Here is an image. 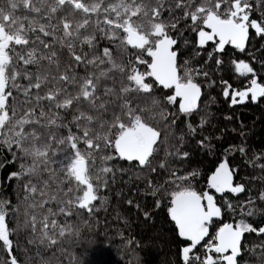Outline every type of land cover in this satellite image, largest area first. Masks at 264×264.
Instances as JSON below:
<instances>
[{
  "label": "trees",
  "instance_id": "obj_1",
  "mask_svg": "<svg viewBox=\"0 0 264 264\" xmlns=\"http://www.w3.org/2000/svg\"><path fill=\"white\" fill-rule=\"evenodd\" d=\"M86 2L91 3L93 0ZM114 2L115 0H102L104 6ZM137 2H143L150 7L156 6L157 3L163 4L160 19L169 25L166 31L176 40L171 50L177 53V74L182 82H186L190 75L201 90L197 107L191 113H181L179 97H176L175 102L172 103L167 100V97L175 95L174 88H164L152 77H146L145 82L152 85L151 93H131L128 99L132 102L133 108H151V112L144 113L145 118L161 132L156 151L150 158L149 164L141 166L137 161L122 159L112 144L100 141V149L93 152V158L90 160L92 176L99 174L102 177L101 186L96 193L99 199L93 202L91 213L76 208L72 210L71 216L58 214L52 217L60 224H68L73 229L63 237L58 235L57 230V243L54 245H49L47 242L43 245L38 242L29 243L34 237L30 227L24 226L26 203L22 187L27 182V178L9 180L8 175L20 171L21 164H28L30 161L21 159L18 150L14 147L9 150L0 143V201L10 202V206H7V222L10 230H13L11 255L16 258L18 264H184L182 249L190 244L178 235L175 224L169 217L168 209L171 207L172 193L189 189L201 197L205 192L210 194L208 178L222 162L227 163L232 173L233 186L243 185L244 190L239 193L230 191L213 196L215 205L220 209V215L207 225L208 234L192 249L189 254V264H202L209 255L214 258L216 264H226L220 259L222 254L216 253L214 249L209 250L216 244V234L224 224H232L235 227L243 221L256 228L264 227V97H257L253 101L249 93L243 102L232 104L231 95L233 92L249 89L253 79L258 84L264 85V35H257L255 29L249 28L243 50L231 43H226L223 49L219 50L217 47L219 41L215 37L201 46L199 29L203 28L206 32L209 30L202 20L193 24L190 17H185L186 9L177 8V0H137ZM184 2L187 5H198L205 0H184ZM248 3L251 5L250 19L264 23V0H248ZM4 5L5 0H0V6ZM229 6L228 3L223 4L221 12ZM187 10L192 11L194 7ZM70 13V18L75 21L85 18L83 13H72L71 6L66 5L53 15L51 23L58 24L61 17ZM17 14L36 16L40 23H49L42 18L43 14L27 13L23 9ZM112 15L114 18V14ZM97 18L102 21L103 13L99 17L96 14L91 15L90 26L81 31V37L95 35L94 44L89 47L76 40L75 54L92 60L94 57L102 56L103 49L107 47L112 51L117 63L128 65L131 61L141 73L150 71L148 64L151 63V56L148 55L147 48L122 46L119 39L109 40L97 30L95 24ZM173 23L176 24L175 28L170 26ZM101 27L105 26L101 24ZM37 35L45 43L52 45L51 49L44 51L57 53L55 59L60 71L71 66L76 76L84 78L89 73H98L100 68L111 67L107 63L99 66L86 63L77 65L72 51L58 41L62 31L57 30L48 37L37 31L31 34L34 43L24 47L16 46L15 51L11 53L14 60L8 74L11 77L15 71L21 75L15 81L9 79L7 91L12 93L8 98L9 111L15 110L17 118L29 109H35L36 116L41 109L48 117L56 113L57 124L61 125L60 127L52 125L40 128L35 124L25 126L29 132L34 128L38 129L43 132L45 138L51 134L57 139L66 137L69 129L80 134L73 117L78 115L82 108H86V105L74 104L68 109H57L47 100L37 101V94L43 96L52 84H46L39 90L33 88L28 96L24 94V89L29 84V80L24 78L25 72L35 74L38 68L40 71L49 70L47 61H42L39 66L24 65L17 58L31 48H41L39 42H35ZM119 35L122 37L123 32L120 31ZM137 57L145 63H139ZM218 60L219 64H217ZM239 61L249 64L253 71L243 75L238 73L235 63ZM51 72L56 73L54 66ZM32 83H35L34 79ZM125 83L126 79L120 72L112 71L102 80L98 94H102L106 89H114L118 94ZM13 84L16 86L13 87ZM226 88L230 92L228 97L224 95ZM76 92L75 87L68 86L69 94L75 95ZM105 99L114 101L109 105L107 114L103 116V119L111 122L113 115L121 112L120 104L123 101L117 100L116 95ZM152 99L159 101V105L152 106ZM43 123L46 124L47 121L44 120ZM94 127L98 128V124ZM114 135L115 130L109 134L113 143ZM2 140L3 136H0V141ZM201 141L203 144L200 143ZM78 146L82 152L89 151L83 143ZM241 148L244 149L243 152L240 151ZM67 151H69L68 145H64L61 155L55 159H62L63 153ZM14 152L17 153L15 158ZM185 152L188 153L187 157L181 155ZM51 166L57 169L60 167L59 164ZM104 167H109L112 171L100 172L99 170ZM182 177L187 179H181ZM60 179H64L62 173ZM93 182L96 183L95 179ZM69 187L74 189L73 195L79 194L75 191L74 182L55 181L50 191L57 195V200L50 201L44 209H35L38 218L47 214L48 208L58 213L60 201L71 198L63 196L59 190L66 191ZM35 199L40 200L39 193ZM17 208L19 211H14ZM241 244L238 264H262L264 234L246 232L242 236ZM0 264H11L9 253L2 243H0Z\"/></svg>",
  "mask_w": 264,
  "mask_h": 264
},
{
  "label": "snow or ice",
  "instance_id": "obj_2",
  "mask_svg": "<svg viewBox=\"0 0 264 264\" xmlns=\"http://www.w3.org/2000/svg\"><path fill=\"white\" fill-rule=\"evenodd\" d=\"M225 3L230 6L221 12L222 5ZM66 5L71 6L72 13H83L85 18L75 21L70 18V13L61 17L58 24L53 25L51 23L53 15ZM176 7L185 8L184 16L190 17L193 24L202 20L203 24L211 29V32H206L203 28L199 29L198 36L201 46L206 41L212 40L214 36H218L217 47L219 50H222L226 43H231L243 50L249 28L255 29L257 35H264V23L250 19L251 5L248 0H205L204 3L198 5H187L184 0H177ZM190 7H194V10H187ZM162 8V3L150 7L143 2H137V0H115L114 3H109L107 6L103 5L102 0L99 2L93 0L91 3L86 0H52V2L49 0H5V5L0 6V136H3L0 143H3L9 150L14 147L18 150L21 159L30 161L28 164H21L20 171L11 172L8 175L9 180L27 178V182L22 187L26 203L24 226L30 227L34 237L29 240L30 244L38 242L43 245L47 242L49 245H54L57 243V230L60 237L73 231L70 225H62L52 217L58 214L71 216L72 210L76 208L85 209L89 213L93 211V202L99 199L96 193L101 186L102 177L99 174L95 177L92 176L90 160L93 158V152L100 149V141L112 144L122 159L138 161L141 166L149 164L150 158L156 151L161 132L145 118L144 113L151 112L152 109L149 107L133 108L132 102L128 99V95L131 93H151L152 85L145 82L146 77H154L164 88L175 86V95L167 97V100L172 103L175 102L176 97H180L179 109L181 113H191L197 107L196 102L201 94L200 87L193 82L190 75L186 82H182L177 74V53L171 50L172 46L176 44V40L172 39L166 31L169 25L160 19ZM21 9L27 13L43 14L42 18L49 23H40L36 16L18 15L17 13ZM101 13H103V20L97 18L95 21L97 30L109 40L119 39L122 46L147 48L148 55L152 57V62L148 64L150 71L141 73L131 61L128 65L117 63L112 51L107 47L103 49L102 56L94 57L92 60L75 54L74 42L76 40H80L89 47L94 44L96 36L84 35L81 37V31L90 26L91 15L96 14L99 17ZM112 14H114V18ZM101 24L105 27H101ZM170 26L175 28L176 24L173 23ZM57 30L62 31V36L58 38L59 43L72 51L77 65L81 63L98 66L106 63L111 65L107 69L100 68L98 73H89L84 78L76 76L71 66L60 71L59 64L55 59L57 53L44 51L51 49L52 45L45 43L39 35L36 36L35 42H39L41 48H31L25 54L18 55L17 58L24 65L39 66L42 61H47L49 64L48 71H40L38 68L35 74L28 72L23 74L24 78L29 80L27 88L24 89L25 96H28L33 88L39 90L46 84H52V87L48 88L43 96L37 94V101L47 100L57 109H68L74 104L86 105V108H82L79 114L73 117L80 134L69 129L68 135L59 139L54 134L45 138L43 132L36 128L31 132L25 128L26 125L32 124L39 125L40 128L52 125L60 127L61 125L57 124L58 115L56 113L48 117L47 113L41 109L39 115L36 116L35 109H29L17 118L15 110L9 111L8 98L12 93L7 91L9 79L15 81L21 75L15 71L11 77L8 74L14 60L11 53L15 51L16 46L24 47L34 43L31 34L37 31L44 37H48ZM120 31L123 32L122 37L119 35ZM137 61L141 64L145 63L139 57H137ZM219 63L218 60L217 64ZM53 66L56 68L55 74L51 72ZM235 69L242 75L253 71L244 61L235 63ZM112 71L120 72L125 77L126 83L120 88L118 94L114 92V89H106L102 94H98L102 80L107 78ZM33 79L35 83H32ZM15 86L13 84V87ZM68 86L77 89L75 95L68 93ZM249 93L253 101L257 97H264V85L258 84L253 79L249 89L231 93L232 104L243 102ZM112 95H116V99L122 100L123 103L120 104L121 112L114 114L112 121L109 122L103 119V116L107 114L109 105L114 101L105 99V97ZM224 95L225 97L230 95L227 88ZM151 105L158 106L159 101L152 99ZM44 120L47 121L46 124L43 123ZM97 124L98 128L94 127ZM63 126L67 127V125ZM113 130H115L114 143L109 137ZM80 143L86 145L89 151L82 152L78 146ZM200 143L203 144V141ZM64 145H68L69 151L63 153L62 159H55L61 155ZM240 151L243 152L244 149L241 148ZM16 155L17 153L14 152L13 157L15 158ZM181 155L187 157L188 153L185 152ZM105 159H111V157H105ZM56 164L60 165L59 169L51 166ZM99 171L109 173L112 169L104 167ZM61 173L64 177L62 180L60 179ZM94 179L96 183L93 182ZM181 179H187V177ZM57 180L60 183L74 182L75 191L79 194L73 195L72 187L66 191L60 189L63 196L71 198L60 201L61 206L58 213L48 208L47 214L38 218L35 209H44L50 201L57 200V195L50 191L52 184ZM149 183L151 184V181ZM209 186L215 188L217 192H224L227 189L239 193L244 190L243 185L233 186L232 173L226 162H222L209 178ZM37 193L40 196L39 201L35 199ZM202 199L208 201L206 211L201 205ZM171 203L172 207L168 211L179 229V235L191 242L190 246L182 249L184 264H189V254L192 249L208 234L206 221H209L213 216H219L220 209L216 207L213 197L207 192L201 197L189 189L173 192ZM7 206H10L9 201H0V243L8 251L11 264H18L16 258L11 255L13 230H10L7 222ZM14 211H19V209H14ZM246 232L264 234V227L256 228L243 221L236 224L235 227L232 224H224L217 232L218 243L212 245L209 250L214 249L216 253L222 254L220 259L226 264H238L237 258L242 248L241 240ZM229 250L230 255H223ZM202 264H216V261L209 255Z\"/></svg>",
  "mask_w": 264,
  "mask_h": 264
},
{
  "label": "water",
  "instance_id": "obj_3",
  "mask_svg": "<svg viewBox=\"0 0 264 264\" xmlns=\"http://www.w3.org/2000/svg\"><path fill=\"white\" fill-rule=\"evenodd\" d=\"M206 27V26H205ZM206 29H208L209 30V32H211V29H209V28H207L206 27ZM218 41H219V37L218 36H214ZM151 62H152V57H151ZM150 70V69H149ZM154 80H155V78L154 77H152ZM155 82L159 85V86H162L163 87V85H160L156 80H155ZM173 88H174V91H175V86L173 85L172 86ZM200 97H201V94H200ZM200 97H199V99H200ZM179 99L181 100V98L179 97ZM199 99L197 100V102L196 103H198V101H199ZM179 105H180V101H179ZM138 162V161H137ZM216 172V171H215ZM215 172H213L211 175H210V177L215 173ZM209 177V178H210ZM209 178H208V182H207V185H208V188L209 189H211V190H214L217 194H220V193H226V192H230V190H225L224 192H217L216 190H215V188H212V187H210L209 186ZM172 202V201H171ZM213 202H214V199H213ZM215 204V203H214ZM201 205H202V207L204 208V210L206 211L207 210V207H208V201H207V199H202L201 200ZM171 207H172V203H171ZM217 207V206H216ZM169 217H170V219H171V216H170V214H169ZM218 216H213V217H211V219L209 220V221H206V227H207V225L212 221V220H214V219H216ZM172 220V219H171ZM173 221V220H172ZM173 223L175 224V227H176V229H177V232H178V235H179V229H178V227H177V225H176V223H175V221H173ZM180 236V235H179ZM216 236H217V234H216ZM181 237V236H180ZM206 237V236H205ZM204 237V238H205ZM184 241H186V242H188L189 244H191V242L189 241V240H187L186 238H184V237H181ZM203 238V239H204ZM202 239V240H203ZM202 240L199 242V244L202 242ZM216 243H218V241L216 240ZM199 244H197V245H199ZM196 245V246H197ZM229 252H230V250H229Z\"/></svg>",
  "mask_w": 264,
  "mask_h": 264
},
{
  "label": "flooded vegetation",
  "instance_id": "obj_4",
  "mask_svg": "<svg viewBox=\"0 0 264 264\" xmlns=\"http://www.w3.org/2000/svg\"><path fill=\"white\" fill-rule=\"evenodd\" d=\"M209 189V188H208ZM220 194H222V193H220ZM209 195H211L212 197L214 196V195H218L214 190H211V193L209 194ZM225 255H230V252L229 251H227V252H225L224 253Z\"/></svg>",
  "mask_w": 264,
  "mask_h": 264
},
{
  "label": "rangeland",
  "instance_id": "obj_5",
  "mask_svg": "<svg viewBox=\"0 0 264 264\" xmlns=\"http://www.w3.org/2000/svg\"><path fill=\"white\" fill-rule=\"evenodd\" d=\"M57 254V253H56ZM50 261V260H49Z\"/></svg>",
  "mask_w": 264,
  "mask_h": 264
}]
</instances>
